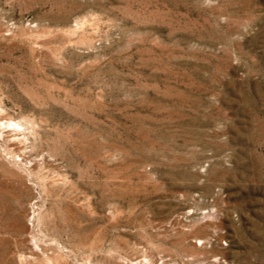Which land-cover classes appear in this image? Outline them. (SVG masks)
Here are the masks:
<instances>
[{
  "label": "rangeland",
  "instance_id": "rangeland-1",
  "mask_svg": "<svg viewBox=\"0 0 264 264\" xmlns=\"http://www.w3.org/2000/svg\"><path fill=\"white\" fill-rule=\"evenodd\" d=\"M0 264H264V0H0Z\"/></svg>",
  "mask_w": 264,
  "mask_h": 264
},
{
  "label": "bare ground",
  "instance_id": "bare-ground-1",
  "mask_svg": "<svg viewBox=\"0 0 264 264\" xmlns=\"http://www.w3.org/2000/svg\"><path fill=\"white\" fill-rule=\"evenodd\" d=\"M201 239V238H200ZM205 241V240H204ZM203 244H205V243H203Z\"/></svg>",
  "mask_w": 264,
  "mask_h": 264
}]
</instances>
